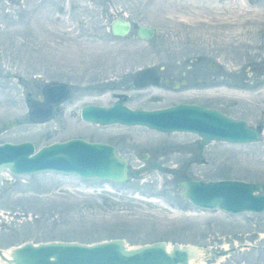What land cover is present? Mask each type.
Masks as SVG:
<instances>
[{
	"label": "rangeland",
	"instance_id": "1",
	"mask_svg": "<svg viewBox=\"0 0 264 264\" xmlns=\"http://www.w3.org/2000/svg\"><path fill=\"white\" fill-rule=\"evenodd\" d=\"M116 15L131 22L124 36L109 29ZM137 23L154 27L152 38L136 37ZM148 66L183 82L133 89L132 78ZM53 81L70 95L55 117L32 123L27 99ZM119 99L143 109L215 107L260 128L261 139L198 145L195 133L80 119L81 105ZM10 118L18 124L6 128ZM70 137L114 144L128 162L127 179L0 172L1 249L24 240L119 237L137 246L159 239L240 245L207 264H264V211L193 207L175 185L184 177L264 183V0H0V142L39 148ZM153 163L159 168L144 166Z\"/></svg>",
	"mask_w": 264,
	"mask_h": 264
},
{
	"label": "water",
	"instance_id": "2",
	"mask_svg": "<svg viewBox=\"0 0 264 264\" xmlns=\"http://www.w3.org/2000/svg\"><path fill=\"white\" fill-rule=\"evenodd\" d=\"M135 27V36L142 40L152 38L155 33L154 27L148 24L137 23ZM131 28L130 20L118 15L109 24L115 36H124ZM157 73L151 66L138 69L132 78V88L139 90L159 84L161 77ZM169 83L168 79L163 80L165 86ZM40 93L37 99H27V118L32 123L49 120L51 109L68 98L69 89L66 83L53 81L47 82ZM79 114L83 122L103 126L114 123L144 126L161 133H195L199 137L198 145L213 140L228 144H248L258 142L262 135L260 128L247 124L244 119L232 118L215 107L194 102L143 109L128 107L119 99L109 106L92 103L81 105ZM17 124V119L10 118L4 126L8 128ZM114 146L105 141H88L83 137L51 141L39 148L30 140L0 142V172L8 171L13 175L54 172L75 174L85 179L96 177L123 182L128 177L129 166ZM144 166L159 168L154 163ZM175 185L179 189L178 196L188 199L193 207L220 209L230 214L264 211V183L225 177L215 180L185 178ZM227 253L209 245L170 244L159 239L137 246H130L119 237L91 243L58 239L44 242L24 240L8 250L0 248V264H204L209 258L219 259Z\"/></svg>",
	"mask_w": 264,
	"mask_h": 264
},
{
	"label": "flooded vegetation",
	"instance_id": "3",
	"mask_svg": "<svg viewBox=\"0 0 264 264\" xmlns=\"http://www.w3.org/2000/svg\"><path fill=\"white\" fill-rule=\"evenodd\" d=\"M157 74L160 75V77H161V80H160L159 83H163V80H164L165 78L168 79V80L170 81V83H169L168 86L172 85L173 87H176L178 83L183 82V81H181V79H180L179 81H176V80H173V79H171V78H167V77H165L164 75H162V72H161V71H159ZM69 95H70V92H69ZM69 95H68V97H69ZM65 100H67V98H66ZM63 102H64V101H63ZM61 105H63V103H60V104H58V106H54V107L51 109V111H50V113H51V117H50V118L55 117L56 113L59 114V112H61V109H60V108H61V107H60ZM185 178H187V177H184V179H185ZM184 179H183V180H184ZM176 183H177V181H176ZM241 245H242V246H249L248 243H241ZM250 245H251V244H250ZM219 248L222 249V250H224V251H227V252H228V253L225 254L224 256L221 255L222 258H225V257H228L230 253H234L236 250H239L241 247H240V245H234V246H229V247H221V246H219ZM246 248H247V247H246ZM216 249H218V248L216 247ZM209 259H210V258H209ZM212 259H215V258H212ZM208 261H209V260H208ZM204 264H207V262L204 263Z\"/></svg>",
	"mask_w": 264,
	"mask_h": 264
},
{
	"label": "bare ground",
	"instance_id": "4",
	"mask_svg": "<svg viewBox=\"0 0 264 264\" xmlns=\"http://www.w3.org/2000/svg\"><path fill=\"white\" fill-rule=\"evenodd\" d=\"M91 123V122H90Z\"/></svg>",
	"mask_w": 264,
	"mask_h": 264
}]
</instances>
